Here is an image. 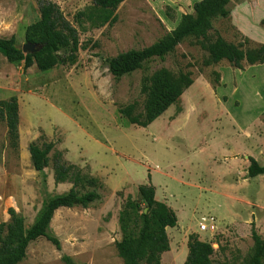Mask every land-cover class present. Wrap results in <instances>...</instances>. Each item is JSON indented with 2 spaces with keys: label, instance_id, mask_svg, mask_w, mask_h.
<instances>
[{
  "label": "rangeland",
  "instance_id": "374dc122",
  "mask_svg": "<svg viewBox=\"0 0 264 264\" xmlns=\"http://www.w3.org/2000/svg\"><path fill=\"white\" fill-rule=\"evenodd\" d=\"M48 1L81 29L84 48L76 65L48 71L36 65L25 70L23 62L0 54V100L16 95L20 109L17 149L0 120V223L13 208L30 227L45 201L72 187L55 182L52 164L34 169L32 142H54L67 162L102 186L88 208L55 212L48 233L58 238L60 249L40 237L30 242L20 264H124L116 247L123 237L121 217L137 235L142 211L130 203L141 202L138 188L149 182L159 195L167 185L162 198L178 206L179 221L166 229L170 250L161 254V264H184L193 233L212 244L214 263L244 262L254 244L252 223L264 238V174L247 173L251 156L264 165V63L244 69L227 61L205 66L206 51L189 38L163 61L120 80L112 76L109 58L164 38L200 0H124L114 24L89 28L84 22V31L75 16L91 0H0V37L15 36L22 47L27 26ZM263 21L264 0H232L230 16L216 19L211 34L233 43L245 36L255 47L264 44ZM162 67L175 74L190 71L193 84L148 127L131 124L119 107L134 102L141 107L143 78ZM210 218L215 228L200 231Z\"/></svg>",
  "mask_w": 264,
  "mask_h": 264
},
{
  "label": "trees",
  "instance_id": "16d2710c",
  "mask_svg": "<svg viewBox=\"0 0 264 264\" xmlns=\"http://www.w3.org/2000/svg\"><path fill=\"white\" fill-rule=\"evenodd\" d=\"M123 1L91 0V5L79 11L75 20L79 27L82 26V31L85 29L84 22L89 23V28L112 25L118 19L115 12ZM231 1L195 2L194 12L183 14L177 26L164 38L142 49H130L109 58V72L116 80H120L144 69L153 60H165L167 55L189 38H194V43L206 51L207 57L203 62L205 66L216 65L222 61H227L237 69H244L246 65L263 64L264 44L251 47L250 39L245 36H242L239 43H233L220 33L211 34L216 19L230 16ZM80 31V28L66 18L56 3L41 2L39 18L27 26L24 37V42L35 45L37 51L24 53L15 36H11L0 37V54L9 62H23L25 70L34 65L40 71H48L58 65L71 67L77 64L79 52L84 48ZM215 81H219L217 72ZM192 84L190 71L175 74L164 67L156 69L143 78L141 92L145 97L142 106L139 107L134 102L121 106L118 110L131 124L146 128L177 103ZM19 114V100L16 95L0 100V120L6 123L9 142L14 149L19 147ZM55 147L54 142H32L29 145L32 165L36 171H42L52 164L55 182H69L72 187L67 193L45 201L30 227H26L22 215L13 208L9 209L10 219L0 223V264H20L26 257L30 242L40 237L47 238L60 249L58 238L48 233L55 212L63 207L88 208L100 198L98 189L102 182L85 173L78 165L67 162L64 153L55 150ZM249 161V177L264 174V165L252 156ZM138 190L141 202L130 204L136 211H142L139 216L141 226L137 235H133L125 224V215H122L123 237L116 244L118 254L124 264H161V254L170 250L166 229L177 226L178 216L171 206L156 199V187L151 182L140 185ZM251 235L254 243L252 251L241 264H264V238L257 232L255 223H252ZM214 252L210 242L202 241L198 234L193 233L188 239V254L184 264H228L214 263Z\"/></svg>",
  "mask_w": 264,
  "mask_h": 264
},
{
  "label": "crops",
  "instance_id": "0c3cea01",
  "mask_svg": "<svg viewBox=\"0 0 264 264\" xmlns=\"http://www.w3.org/2000/svg\"><path fill=\"white\" fill-rule=\"evenodd\" d=\"M195 180H196V178H195ZM155 186H156V199L157 200H159V201H162V202H165V203H168V202H166V200H164L162 197H164V191H165V189H167L168 190V188H167V185H166V187L164 188V189H161V193H160V195H159V190H158V186L155 184ZM160 196V197H159ZM174 210H175V212H177V205L175 206V204H173V203H171V202H169L168 203ZM176 207V208H175ZM182 209V208H181ZM177 214V213H176ZM178 216V215H177ZM179 218V217H178ZM179 221V220H178Z\"/></svg>",
  "mask_w": 264,
  "mask_h": 264
},
{
  "label": "built area",
  "instance_id": "2783aa9c",
  "mask_svg": "<svg viewBox=\"0 0 264 264\" xmlns=\"http://www.w3.org/2000/svg\"><path fill=\"white\" fill-rule=\"evenodd\" d=\"M212 226V229L215 228V224H214V219L210 218V219H205L204 220V223H202L200 225V231H207L209 230V228Z\"/></svg>",
  "mask_w": 264,
  "mask_h": 264
},
{
  "label": "water",
  "instance_id": "95a60500",
  "mask_svg": "<svg viewBox=\"0 0 264 264\" xmlns=\"http://www.w3.org/2000/svg\"><path fill=\"white\" fill-rule=\"evenodd\" d=\"M22 50L24 53H34L37 51V48L35 45L33 44H29V43H25L23 46H22ZM147 211V209L145 210V212Z\"/></svg>",
  "mask_w": 264,
  "mask_h": 264
}]
</instances>
